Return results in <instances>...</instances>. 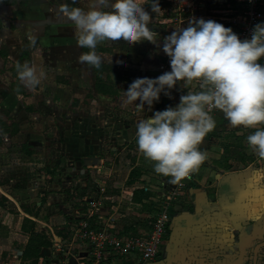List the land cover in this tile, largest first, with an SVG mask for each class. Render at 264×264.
Instances as JSON below:
<instances>
[{
    "label": "rangeland",
    "instance_id": "rangeland-1",
    "mask_svg": "<svg viewBox=\"0 0 264 264\" xmlns=\"http://www.w3.org/2000/svg\"><path fill=\"white\" fill-rule=\"evenodd\" d=\"M151 2L147 0L144 7L153 17L149 29L158 33L159 42L175 29L187 27L194 16L190 12L179 15L175 11L179 4L175 7L174 3L181 0H159L162 10L159 15L152 12ZM90 3L91 0H0V51L6 54L5 57L0 55V198H3L0 264L14 263L15 249L25 240L16 229L20 218L16 210L21 206L38 210L39 231L64 240L61 247H50L52 252L46 257L47 263L42 264H73L80 260L86 249L75 237L79 222L88 221L90 214L100 213V207L110 201V196H127L129 192L125 190V183L132 169L130 158L135 157L136 164L140 165L141 153L136 140L138 122L156 111L176 107L182 94L200 91L198 82L187 89L183 88V82H178L171 90V97L161 93L151 111L147 105L141 112L135 110L134 104L123 107L124 91L135 79L160 76L156 67L152 68L151 76L145 75L144 64L170 66V58L151 42L132 45L121 40L97 45L106 50L97 54L104 58L102 63L108 65L119 94L114 98L96 95L90 69L77 60L81 51L77 47L75 26L58 13L62 4L87 11ZM184 3L188 7L194 5L193 0ZM180 19L185 21L180 23ZM25 62L45 73L35 90L25 88L10 73L15 64ZM260 62L264 64V58ZM13 82L24 88V97H17L10 90ZM216 111L218 109L211 115ZM1 122L9 130L17 127L19 137L15 139L14 135L2 133ZM250 129L217 123L199 146L201 151L205 148L210 153L202 167L214 165L213 153L220 151L222 144H233L231 134L241 130L242 135L248 136L252 134ZM2 138L6 139L2 141ZM24 146L34 156L26 155ZM242 150L252 158L253 167L264 171V160L251 150L246 140L242 142ZM243 166L247 164L240 168ZM170 180L171 177L154 171L144 174L137 185L154 194L163 193L171 188ZM5 195L13 200L5 199ZM116 204L105 219L99 221L94 216L90 223L93 226L104 223L106 227H114L113 231L122 230L125 235L148 226L150 218L138 216L140 209L130 205L126 197L121 198L119 206ZM5 247L10 250L1 256ZM121 264L140 263L131 255Z\"/></svg>",
    "mask_w": 264,
    "mask_h": 264
},
{
    "label": "clouds",
    "instance_id": "clouds-1",
    "mask_svg": "<svg viewBox=\"0 0 264 264\" xmlns=\"http://www.w3.org/2000/svg\"><path fill=\"white\" fill-rule=\"evenodd\" d=\"M146 4L147 0H91L87 11L67 4L58 8L60 16L75 26L77 47L90 50L77 57L82 65L100 68L104 58L96 47L104 41L123 40L132 45L148 41L170 58V72L155 79L137 78L129 85L123 107L134 104L141 112L147 105L151 111L161 93L171 97L178 82L186 89L198 82L200 91H188L176 107L138 122V151L153 162L157 174L179 184L207 159L199 146L216 127L210 110L218 109L231 127L256 129L246 141L264 160V66L258 62L264 58V23L256 24L251 38L242 41L231 28L193 16L187 27L175 29L159 42L158 33L149 29L153 17L145 10ZM150 5L153 13H161L159 0ZM16 71L21 84L30 90L45 78L43 71L27 62L17 63Z\"/></svg>",
    "mask_w": 264,
    "mask_h": 264
},
{
    "label": "crops",
    "instance_id": "crops-1",
    "mask_svg": "<svg viewBox=\"0 0 264 264\" xmlns=\"http://www.w3.org/2000/svg\"><path fill=\"white\" fill-rule=\"evenodd\" d=\"M193 1L194 5L186 8L184 12H179L178 8L175 11L179 15L190 12L191 15L194 14V17L204 13L205 20H214L233 30V25L228 20L235 15L234 10L239 5L238 0ZM262 1L264 8V0ZM174 4L176 7L177 2ZM183 21L185 20H179L180 23ZM261 23H264V17ZM153 67H156L160 75L165 73V70L171 71L167 63H160L158 66L144 64L142 69L145 75L147 73L151 76ZM213 118L216 124L223 123L224 126L231 127L223 112L216 111ZM238 131L235 134L242 136L241 130ZM13 137L16 139L19 135L16 134ZM5 139L2 138V141ZM203 149L207 155L210 154L208 150ZM222 153L223 144L220 151L213 153L212 161L219 160ZM251 165L252 163H247L248 167L240 168L242 164L239 163L238 166L232 165L228 170L219 168L215 164L209 168L201 165V169L197 171L187 186L181 206L171 210L170 228L163 239L160 255L152 264H243L244 255L256 243L253 240L264 237V171L262 169L259 171L257 166ZM137 184L126 185L125 190L129 191L127 196L116 194L114 199L118 203L116 205L119 206L121 198L126 197L130 205L140 209L137 212L138 216H147L148 213L142 211L141 205L131 201L133 191L143 187ZM157 194L160 193L155 192V196L151 198L152 201L157 198ZM4 197L13 200L8 195ZM16 212L20 216L16 229L20 231L22 219L26 214L21 207H18ZM116 213L119 215L118 212ZM39 216L36 219L33 218L37 229L40 222ZM148 229L149 224L142 228V230ZM47 235L55 236L54 234ZM9 250L7 247L2 248L1 256ZM15 252V260L11 264H30L29 262L22 263L19 259L21 252L17 249ZM51 252V248L45 250L38 264L45 263L46 257H49Z\"/></svg>",
    "mask_w": 264,
    "mask_h": 264
},
{
    "label": "built area",
    "instance_id": "built-area-1",
    "mask_svg": "<svg viewBox=\"0 0 264 264\" xmlns=\"http://www.w3.org/2000/svg\"><path fill=\"white\" fill-rule=\"evenodd\" d=\"M184 1L177 2L179 12H184L188 7ZM238 3V7L234 10L235 15L228 22L233 25L234 33L243 41L250 39L254 26L261 23L264 17V8L262 0H238ZM161 69L163 70V67ZM165 71L167 72V70ZM214 110H210V114ZM196 173L197 171L191 173L179 184H172L168 191L157 194V198L153 201L156 203L157 212L147 215L150 218L148 230L139 229L137 232L125 235L122 230L113 231L114 227L109 225L106 227L104 223L93 226L90 221L95 219L94 216L100 221L105 219V216H109L112 211L99 202L98 206L102 205L99 209L100 213L90 214L87 218L88 221L79 222L76 228L75 237H78L81 246L86 250L75 264H82L81 260L85 264H121L131 255L140 264L154 262L160 255L163 238L170 222L171 210L181 204L187 186ZM101 200L103 201V198ZM108 219H111V216ZM49 237L52 249L59 248L64 244L61 236Z\"/></svg>",
    "mask_w": 264,
    "mask_h": 264
},
{
    "label": "trees",
    "instance_id": "trees-1",
    "mask_svg": "<svg viewBox=\"0 0 264 264\" xmlns=\"http://www.w3.org/2000/svg\"><path fill=\"white\" fill-rule=\"evenodd\" d=\"M82 52L90 51L87 48H80ZM106 50L100 46L96 47L97 53H104ZM0 55L5 57L6 54L3 51H0ZM264 66L263 62L258 61ZM86 65V64H85ZM90 69L93 89L96 94H99L104 97L114 98L118 96L119 90L113 83L110 78V69L108 65L101 63L99 69L86 65ZM10 73L15 81L18 80V74L16 71V64L11 68ZM10 90L17 96V97H24L26 95L24 88L20 86L17 82H13L10 84ZM2 133L16 135L18 133V128L15 127L9 130L6 125L1 122ZM264 127V125H261ZM250 133L256 131V129H250ZM234 139L233 144H223V153L219 160L214 161L213 163L218 166L219 168L228 170L232 167L234 163H240L245 165L247 163L252 162V158L248 156L242 150V142L246 140L247 136H237L236 134H231L230 138ZM1 143V142H0ZM24 153L26 155H30L31 152L25 149L24 146ZM131 164L132 169L128 174L126 185L133 186L136 183L140 182L141 177L144 174H150L154 172L153 162L148 161L145 157L141 154L138 158L140 161V165L136 164V158L132 157ZM155 194L146 189L144 187L137 188L133 191L131 201L135 204L141 205L142 211L147 212L148 214H153L157 212L156 203H154L151 198L154 197ZM110 201L106 202L105 205L109 207L111 210L115 208V195L110 196ZM3 198H0V203ZM22 211L26 214L25 217L22 219V223L20 226V233L26 238L25 242L18 246V250L21 252L19 259L22 263L29 262L30 264H38L39 259L42 257V253L45 250L49 249L52 246V242L49 236L44 231H39L37 229L36 222L33 220L38 217V210H31L28 207L21 206ZM82 264H85L83 260H81ZM45 263H47L45 261Z\"/></svg>",
    "mask_w": 264,
    "mask_h": 264
},
{
    "label": "flooded vegetation",
    "instance_id": "flooded-vegetation-1",
    "mask_svg": "<svg viewBox=\"0 0 264 264\" xmlns=\"http://www.w3.org/2000/svg\"><path fill=\"white\" fill-rule=\"evenodd\" d=\"M181 203H182V201H181ZM180 206H181V204L178 205V207H180ZM171 220H172V214H171L169 226L166 229V233L164 235V238L167 235V232H168V230L170 228V225H171V222H172ZM253 241L254 242L256 241V243L244 255L245 261H244L243 264H261L262 262H264V246H261L262 244L264 245V237L263 238L254 239ZM255 254H256V257H255ZM152 263H154V262H148V263H145V264H152Z\"/></svg>",
    "mask_w": 264,
    "mask_h": 264
},
{
    "label": "water",
    "instance_id": "water-1",
    "mask_svg": "<svg viewBox=\"0 0 264 264\" xmlns=\"http://www.w3.org/2000/svg\"><path fill=\"white\" fill-rule=\"evenodd\" d=\"M261 246H264L263 244ZM258 249V248H257ZM255 257H256V254H255Z\"/></svg>",
    "mask_w": 264,
    "mask_h": 264
}]
</instances>
